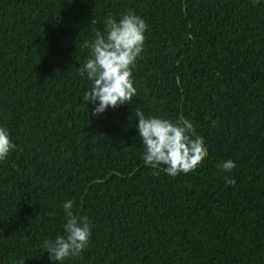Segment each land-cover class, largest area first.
Segmentation results:
<instances>
[{
  "label": "trees",
  "instance_id": "trees-1",
  "mask_svg": "<svg viewBox=\"0 0 264 264\" xmlns=\"http://www.w3.org/2000/svg\"><path fill=\"white\" fill-rule=\"evenodd\" d=\"M128 11L147 24L137 95L93 115L84 42ZM137 106L193 122L208 151L195 171L152 174ZM0 127L23 149L0 161V264H60L43 241L65 235L67 200L92 239L64 264H264L262 4L0 0Z\"/></svg>",
  "mask_w": 264,
  "mask_h": 264
},
{
  "label": "clouds",
  "instance_id": "clouds-1",
  "mask_svg": "<svg viewBox=\"0 0 264 264\" xmlns=\"http://www.w3.org/2000/svg\"><path fill=\"white\" fill-rule=\"evenodd\" d=\"M146 31L145 20L128 11L119 20L108 17L104 31L96 30L94 41L84 42V47L90 49V55L79 67V72L81 76L86 74L91 87L82 100L87 105L91 102L95 106L93 115L104 113L108 107L115 109L133 102L137 95L132 79L133 69L138 59L142 58ZM134 114L138 117L137 128L144 147L142 160L155 170L153 175L159 176L161 171L173 178L181 173L188 174L195 171L207 157L204 137L196 134L193 122L187 118L179 117L173 122L167 118L146 116L141 106L134 109ZM212 123L214 125L215 121ZM18 148L7 129L0 127V161ZM220 167L230 173L236 164L227 160ZM225 183L234 186L236 181L226 176ZM73 208V200L64 202L65 235L43 241L49 259L60 264L72 257H79L92 239L90 221L86 216L75 214Z\"/></svg>",
  "mask_w": 264,
  "mask_h": 264
},
{
  "label": "rangeland",
  "instance_id": "rangeland-1",
  "mask_svg": "<svg viewBox=\"0 0 264 264\" xmlns=\"http://www.w3.org/2000/svg\"><path fill=\"white\" fill-rule=\"evenodd\" d=\"M253 1H255L257 3H260V4H262L264 6V0H253Z\"/></svg>",
  "mask_w": 264,
  "mask_h": 264
}]
</instances>
